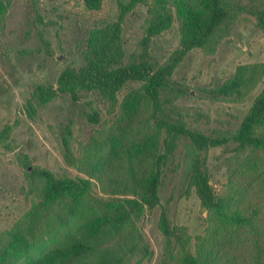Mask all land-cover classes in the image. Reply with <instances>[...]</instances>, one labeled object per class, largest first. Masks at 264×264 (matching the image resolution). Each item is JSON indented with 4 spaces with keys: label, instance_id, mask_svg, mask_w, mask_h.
I'll return each mask as SVG.
<instances>
[{
    "label": "rangeland",
    "instance_id": "374dc122",
    "mask_svg": "<svg viewBox=\"0 0 264 264\" xmlns=\"http://www.w3.org/2000/svg\"><path fill=\"white\" fill-rule=\"evenodd\" d=\"M227 2L247 8L259 6L264 0ZM118 12V0H101L97 10L88 9L85 0H0V134L10 128L0 137V253L5 252L4 264H32V260L59 246L78 218L55 219L51 214L33 211L44 186L33 170H47L59 178L90 180L91 195L96 199L133 198L105 193L86 172L108 159L114 143L128 145L145 136L158 138L160 144L165 136L147 120V107L138 108L141 84L134 82L115 93L114 106L98 92L82 93L77 102L63 94L35 105L31 117L26 113L33 88L56 87L66 68L78 69L89 33L114 23ZM170 15L171 21L147 42L151 62L157 66L165 64L180 48V13L175 7ZM149 17L148 7L143 4L125 15L120 37L127 57L143 53ZM253 66L264 68V30L242 9L209 45L188 52L177 64L169 78L171 88L162 95L164 110L170 109L188 127L207 135H231L264 89V73L232 97L216 96L214 92L240 68L248 71ZM126 103L129 109L131 105L132 110L138 108L137 113H131L134 122L122 121ZM92 112L97 113L96 123L86 116ZM68 126L70 162L62 145V134ZM234 148L235 144L230 143L210 148L205 154L210 184L217 193L231 192L233 169L241 168L244 158H240L244 155L237 158ZM195 154L187 139L178 140L162 169L160 205L144 209L134 219L133 233L141 235L150 255L142 261L136 256L130 264H182L183 254L196 253L211 231L212 216L201 207L188 181ZM262 158H254V163L264 170ZM262 187L264 182L257 184L256 193L259 189L262 193ZM162 212L171 228L182 232L184 252L175 237L161 232ZM218 243L215 238L214 244Z\"/></svg>",
    "mask_w": 264,
    "mask_h": 264
},
{
    "label": "trees",
    "instance_id": "16d2710c",
    "mask_svg": "<svg viewBox=\"0 0 264 264\" xmlns=\"http://www.w3.org/2000/svg\"><path fill=\"white\" fill-rule=\"evenodd\" d=\"M88 9L97 10L101 0H85ZM148 7L150 17L143 53L127 57L121 43V26L125 15L136 5ZM181 17L180 48L160 66L151 61L147 52L149 38L171 21L172 8ZM117 20L102 29L89 33L82 65L78 69L66 68L58 77L57 85L33 88L26 113L31 117L35 105H41L59 95L68 94L73 102L82 93L98 92L113 106L115 93L127 83H140L141 94L137 101L147 107V120L155 124L165 136H145L128 145L112 144L108 159L86 172L109 195H131L133 198L96 199L91 195L93 186L83 178L55 177L47 170H33L44 186L34 212L51 214L55 219L78 215L76 224L64 235L59 246L53 247L32 264H130L138 256L145 259L150 252L134 234V219L144 209L160 205L158 188L162 169L170 160L181 138L194 147L188 181L194 187L201 207L212 216V224L196 253L185 252L182 264H264V187L256 193L257 184L264 182V170L254 163V158L264 160V89L253 101L238 129L231 135L210 136L188 127L180 116L170 109L165 111L162 95L171 88L170 75L181 59L194 49L205 48L231 17L240 10L256 18L264 30V2L259 6L241 7L227 0H118ZM262 66L240 68L237 73L215 90L216 96L232 97L243 88L256 83L263 75ZM123 106L122 121L134 122L132 112ZM173 114V116L171 114ZM91 123L98 122L96 112L87 113ZM132 128L136 129V126ZM6 128L0 134H8ZM70 127L62 134V145L67 161H71L68 138ZM235 144L237 158L244 155L240 167L233 169L231 192L217 193L210 184L205 154L210 148ZM161 147V150H159ZM237 159V160H240ZM232 162L234 159L232 158ZM250 175V176H249ZM259 199V200H257ZM66 215V216H65ZM161 232L175 237L184 252L182 232L171 228L167 216L161 213ZM215 238L219 243L214 244ZM0 253V264H4Z\"/></svg>",
    "mask_w": 264,
    "mask_h": 264
}]
</instances>
